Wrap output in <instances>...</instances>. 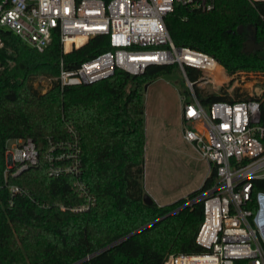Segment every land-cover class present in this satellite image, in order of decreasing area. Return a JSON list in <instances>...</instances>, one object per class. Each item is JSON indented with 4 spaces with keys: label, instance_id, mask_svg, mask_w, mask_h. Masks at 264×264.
I'll list each match as a JSON object with an SVG mask.
<instances>
[{
    "label": "trees",
    "instance_id": "1",
    "mask_svg": "<svg viewBox=\"0 0 264 264\" xmlns=\"http://www.w3.org/2000/svg\"><path fill=\"white\" fill-rule=\"evenodd\" d=\"M165 26L176 47L213 56L228 75L264 74V47L246 53L243 45L253 29L255 42L264 45L263 1L216 0L209 12L176 5L165 18ZM238 26H242L241 33ZM0 39V173L8 140L31 139L40 156L37 166L10 180L30 198L15 196L10 204L5 193L0 194V264H163L169 254L203 252L195 243L203 204L194 200L216 184L214 166L201 186L186 197L162 206L143 202L144 95L152 82L170 75L176 66H151L141 75L118 70L88 85L60 88L52 82L41 93L33 87V79L56 77L61 58L65 69L78 67L107 50V38L95 37L65 56L57 37L43 53L6 30H0ZM220 68L214 70V80ZM200 76V71L188 69L191 81ZM195 93L203 106L217 101H259V124L264 129V91L248 96L195 87ZM68 126L78 134L80 179L94 199V205L80 213L58 209L57 204L79 205L83 199L71 188L74 178L49 177L43 159L48 139H67ZM252 191H264V179L253 180ZM87 256L90 259L84 260Z\"/></svg>",
    "mask_w": 264,
    "mask_h": 264
},
{
    "label": "built area",
    "instance_id": "2",
    "mask_svg": "<svg viewBox=\"0 0 264 264\" xmlns=\"http://www.w3.org/2000/svg\"><path fill=\"white\" fill-rule=\"evenodd\" d=\"M215 4L216 0H0V30L11 32L38 53H43L54 37L59 40L62 56L83 48L95 37L107 38V50L74 69H65L61 58L59 74L49 79L60 88L93 84L118 70L141 75L151 66L173 65L181 71L188 92L179 95L181 119L192 125L184 126L183 140L209 168H216L217 180L194 200L203 204L195 243L204 251L169 254L163 264H264V191H252V181L264 179L260 103L217 101L206 110L196 97L195 87L212 84L219 64L199 50L176 47L165 26V18L176 5L209 12ZM2 45L0 39V48ZM188 69L200 71L201 76L191 81ZM66 133L65 140L48 139L43 159L48 176H72L71 188L83 199L79 205L57 204L58 209L85 212L94 205V199L80 179L78 134L70 126ZM39 159L31 139L5 143L0 194L5 193L10 204L15 196L30 198L10 180L37 166ZM88 259L90 256L84 260Z\"/></svg>",
    "mask_w": 264,
    "mask_h": 264
},
{
    "label": "rangeland",
    "instance_id": "3",
    "mask_svg": "<svg viewBox=\"0 0 264 264\" xmlns=\"http://www.w3.org/2000/svg\"><path fill=\"white\" fill-rule=\"evenodd\" d=\"M220 68V67H219ZM34 88L45 93L51 86L48 78L32 80ZM210 93L226 92L260 96L264 91V74L237 72L228 75L220 68L219 78L202 87ZM180 94H187L184 77L174 67L173 72L152 82L146 89L145 148L143 190L158 206L170 204L197 190L209 171L206 161L183 140ZM208 110V106H204Z\"/></svg>",
    "mask_w": 264,
    "mask_h": 264
},
{
    "label": "water",
    "instance_id": "4",
    "mask_svg": "<svg viewBox=\"0 0 264 264\" xmlns=\"http://www.w3.org/2000/svg\"><path fill=\"white\" fill-rule=\"evenodd\" d=\"M237 32L238 33H241L242 32V26H238ZM243 45H244V52H246V53H250V52H253V51H259V50H261L264 47V45H261V44H258V43L255 42V29H253V32L251 34V37L247 41H245L243 43ZM143 202L145 204H151V203H154V200L150 197V195H148L147 193H145L143 195ZM150 225L151 224L146 225V226L138 229L137 231H135V232L129 234L128 236H126L125 238H123L121 241H123V240H125V239H127V238H129V237H131L133 235H135L136 233H139L140 231L144 230L145 228H147ZM121 241H119V242H121ZM119 242L114 243V244H112V245H110V246L102 249L98 253H101V252H103V251L111 248L112 246H114L115 244H118Z\"/></svg>",
    "mask_w": 264,
    "mask_h": 264
},
{
    "label": "flooded vegetation",
    "instance_id": "5",
    "mask_svg": "<svg viewBox=\"0 0 264 264\" xmlns=\"http://www.w3.org/2000/svg\"><path fill=\"white\" fill-rule=\"evenodd\" d=\"M250 37H251V34H250V36H248V39H249ZM248 39H247V40H248ZM247 40H246V41H247Z\"/></svg>",
    "mask_w": 264,
    "mask_h": 264
}]
</instances>
